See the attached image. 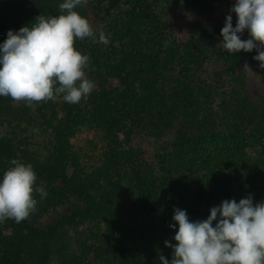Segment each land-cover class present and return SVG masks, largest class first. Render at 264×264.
Returning a JSON list of instances; mask_svg holds the SVG:
<instances>
[{"label": "rangeland", "instance_id": "rangeland-1", "mask_svg": "<svg viewBox=\"0 0 264 264\" xmlns=\"http://www.w3.org/2000/svg\"><path fill=\"white\" fill-rule=\"evenodd\" d=\"M41 2L5 26L0 44L40 14H61L64 0ZM235 2L88 0L75 9L97 39L102 29L110 41L101 53L90 38L75 42L90 57L88 99L70 112L62 96L32 107L0 96V138L48 193L35 195L28 219L0 223V264L170 261L174 221L116 208L143 202V189L171 217L179 208L193 222L224 200L264 201V69L255 49L219 47L229 14L236 26ZM238 35L250 38L247 30ZM0 149L12 156L10 145Z\"/></svg>", "mask_w": 264, "mask_h": 264}, {"label": "clouds", "instance_id": "clouds-1", "mask_svg": "<svg viewBox=\"0 0 264 264\" xmlns=\"http://www.w3.org/2000/svg\"><path fill=\"white\" fill-rule=\"evenodd\" d=\"M87 3L64 0L60 15L40 14L31 27L8 31L0 44V96L28 107L58 96L69 104L88 99L94 89L86 76L90 57L78 51L75 42L90 38L92 44L107 46L110 41L102 29L97 39L89 20L75 10ZM230 11L236 14V26L229 14L219 47L229 54L255 49L253 59L264 69V0H236ZM245 30L250 38L242 40L238 34ZM10 165L0 180V223H21L37 211L35 195L43 200L48 193L43 181L37 185L30 163L14 158ZM172 219L170 227L178 225L176 244L165 241L173 254L170 261L161 255V264H264V201L254 205L250 195L239 202L224 200L211 207L207 219L195 222L185 210L174 208Z\"/></svg>", "mask_w": 264, "mask_h": 264}, {"label": "trees", "instance_id": "trees-1", "mask_svg": "<svg viewBox=\"0 0 264 264\" xmlns=\"http://www.w3.org/2000/svg\"><path fill=\"white\" fill-rule=\"evenodd\" d=\"M42 0H0V34L4 32L5 26L8 24H12L17 20V17L19 16L20 13L23 12L24 9L27 7H34L36 6L37 8L42 7ZM32 2V3H30ZM36 3V4H35ZM29 11L28 9H26ZM32 19V18H30ZM21 23L26 22L24 19H19ZM25 25V24H22ZM160 38V37H159ZM105 46L102 44H98L97 51L101 53L104 51ZM101 51V52H100ZM78 104H69L66 102L65 108L66 110H70L72 112L73 110L76 109V106ZM177 108V109H176ZM174 107L171 113L173 116L177 117V112H181V109L183 108V105L180 104V106ZM185 109V108H184ZM183 109V110H184ZM178 110V111H177ZM0 145H10V152H11V157L6 158V157H0V170L3 169V164L4 162L8 163L12 159H17V156H15L12 152L16 151V148L12 146V143L10 141H6L0 138ZM1 150V149H0ZM10 159V160H8ZM49 177V176H48ZM55 178V177H53ZM132 208L135 210L137 213H142L145 215L150 216L151 222L153 223H159L161 224L162 222H171L173 221L170 211L167 210L165 207H162L158 204H156L150 197V194L147 192L146 189H143V202H140L139 204L129 206L126 203H117L116 208L118 210H124L125 208Z\"/></svg>", "mask_w": 264, "mask_h": 264}]
</instances>
